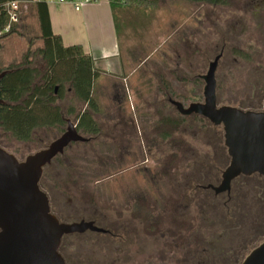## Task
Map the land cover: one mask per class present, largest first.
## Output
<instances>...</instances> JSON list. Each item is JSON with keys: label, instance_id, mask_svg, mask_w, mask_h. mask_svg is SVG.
I'll return each instance as SVG.
<instances>
[{"label": "rangeland", "instance_id": "1", "mask_svg": "<svg viewBox=\"0 0 264 264\" xmlns=\"http://www.w3.org/2000/svg\"><path fill=\"white\" fill-rule=\"evenodd\" d=\"M224 1V5H212L155 0V8L148 12L139 16L129 13L127 24L134 32L129 30L128 40L124 36L126 21L118 17L121 62L128 64L131 72L127 81L144 82V88H130L121 79L97 78L93 89L96 87L100 112L93 118L98 135H82L89 141L70 144L45 168L39 181L51 211L64 222L96 215L105 220L103 227L113 231L117 226L113 219H121L120 226L134 212L153 220L160 217V230L142 227L140 240L128 245V260L120 264L151 263L149 253H138L135 243L155 245L154 263L161 259L160 264H183L178 246L194 228L190 222L193 209L185 208L183 196L196 186L218 184L227 166L223 169L227 155L222 128L198 120L202 117L180 115L167 98L184 107L203 102L205 84L201 77L221 53L214 75L217 105L246 111L260 101L264 0ZM34 11L30 6L22 10L16 32L0 40V68L19 64L25 54L42 46ZM137 38L141 44L138 52L134 50ZM127 46L133 51L131 58H124ZM70 102L77 108L71 95L58 104L65 112ZM78 108L84 110L85 106ZM66 120L76 126L74 116H66ZM63 129L65 132L66 125ZM60 136L56 129L45 128L34 131L28 142L2 138L1 144L23 161ZM260 178L250 183L264 196V178ZM177 211L185 218L176 217ZM178 236L181 238L176 239ZM153 237L156 242L151 241ZM96 241L88 234L68 236L63 240V251L70 260L81 256L91 259ZM115 248L121 249L119 244Z\"/></svg>", "mask_w": 264, "mask_h": 264}, {"label": "trees", "instance_id": "2", "mask_svg": "<svg viewBox=\"0 0 264 264\" xmlns=\"http://www.w3.org/2000/svg\"><path fill=\"white\" fill-rule=\"evenodd\" d=\"M11 1L28 3L33 0H0V40L17 29V24H11L9 31L3 33L9 22L3 5ZM182 1L225 4L224 0ZM109 2L132 9L155 8V0ZM33 7L42 46L25 54L19 64L0 68V73L8 71L0 80V100L3 102L0 105V148L5 151L2 138L25 143L30 141L34 131L45 128L56 129L62 134L66 116H74L76 130L81 136L94 137L99 133L93 118L100 112V107L93 90L98 75L92 58L79 46L63 47L60 37L51 31L44 1L33 2ZM233 52L244 56L240 51ZM259 92V103L246 111L262 110L264 85H260ZM69 95L76 101L77 108L70 102L64 112L58 101L66 100ZM78 105H84L85 109L81 110ZM225 160L223 169L229 159L225 156ZM254 180L261 181V178L257 175L239 177L232 182L229 195H215L211 190L202 189L201 185L184 195L185 208L193 209L190 222L194 228L178 246V252L183 253V264H241L246 255L264 241V196L251 187L250 182ZM39 188L42 191L40 184ZM175 216L185 218L178 211Z\"/></svg>", "mask_w": 264, "mask_h": 264}, {"label": "water", "instance_id": "3", "mask_svg": "<svg viewBox=\"0 0 264 264\" xmlns=\"http://www.w3.org/2000/svg\"><path fill=\"white\" fill-rule=\"evenodd\" d=\"M220 57L221 54L214 58L201 77L205 84L203 102L186 108L176 101L169 102L182 116L194 114L222 128L229 163L221 173L220 184L206 187L215 195L229 193L231 182L239 176L264 178V105L260 111L217 105L214 75ZM7 73L2 71L0 80ZM65 122L66 130L59 138L23 161L0 148V264H64L58 253L64 235L87 230L103 232L91 222H59L39 188L44 167L70 144L89 141L70 120ZM241 264H264V241Z\"/></svg>", "mask_w": 264, "mask_h": 264}, {"label": "crops", "instance_id": "4", "mask_svg": "<svg viewBox=\"0 0 264 264\" xmlns=\"http://www.w3.org/2000/svg\"><path fill=\"white\" fill-rule=\"evenodd\" d=\"M38 1L45 2L51 31L54 35L60 37L63 47L79 46L86 56L92 58L98 80L99 78H112L113 82L121 79L123 83H126L125 85L129 84L130 88H144V82L127 81L131 72H129L128 64L121 62L123 47L120 45V33L118 32L116 20L120 17L122 22L126 21L124 23L126 26L124 36L126 34V40H128L130 32L133 31L129 27L130 25L127 24L129 13L134 14L133 16H139L144 12H148V10L134 8L132 10V8H127L126 5L114 6L110 4L109 0H94L77 7L69 3L60 4L58 0H33L28 3H20L18 19L22 20V10L29 6L34 10L33 2ZM114 8L117 9L114 11ZM34 12L33 14L36 17ZM137 31H140V28H137ZM136 36H139V34L136 33ZM139 39H136L138 45L134 48L137 52L141 48ZM132 52L130 47L127 46V54L124 58H131ZM97 78L94 85L98 81ZM113 88L115 89V87ZM93 90L95 91L96 87Z\"/></svg>", "mask_w": 264, "mask_h": 264}, {"label": "flooded vegetation", "instance_id": "5", "mask_svg": "<svg viewBox=\"0 0 264 264\" xmlns=\"http://www.w3.org/2000/svg\"><path fill=\"white\" fill-rule=\"evenodd\" d=\"M167 100H168V102H170L171 99L167 98ZM190 116H195V115L192 114ZM185 117H189V116H185ZM198 117H200V116H198ZM203 120H206V119L203 118ZM226 155H227V152H226ZM55 158L50 162V164H48L46 167H44L43 173H44L45 168L49 167L53 163ZM227 158L229 159L228 156H227ZM228 163H229V160H228ZM43 173H42V175H43ZM252 176H254V175H252ZM252 176H249V177L239 176V177L250 178ZM238 178H236V179H238ZM236 179H234V180H236ZM220 181H221V179H220ZM220 181H219L218 184L212 185V186H218L220 184ZM232 182H231V184H232ZM208 185H210V184H208ZM207 186H203L201 188L204 189V190H210V189H206ZM42 191H43V189H42ZM230 191H231V185H230ZM230 191H229V193H223V194L229 195ZM218 195H220V194H218ZM48 202H49V200H48ZM139 211H141V210H139ZM50 212L61 223L70 224V223H79L81 221L91 222L96 228H98V229L103 231V232H93V231L87 230L84 233H74V234L64 235L62 237V239H61V242H60V245H59V248H58V253L61 255V257H62V259L64 261V264H115L116 261L118 262V264L123 263L124 260L125 261L128 260V258H127L129 256L128 245L130 243L132 244L134 242V240L135 241H137V240L139 241L140 240V236H141L140 232H142V231H140L141 228L143 227L146 230L147 226H148V228L150 230H152V228L154 227L155 231H157V229L160 230V223H161L160 217L158 219H156V220H153L151 216L146 217V216L141 215L139 212H137V213L134 212V213H132L130 220L127 223L126 222L124 223L122 221L121 222L122 225H120V226H119L118 222H120L121 219H119V218L113 219L112 220V224L113 225L116 224L117 226L115 228L116 230L113 229V231H111V229H108V228L102 226V223H104L105 220L103 218H100V217L96 216V215L93 218H91V219H80V220H75V221H71V222H64L61 219H59V217H57L51 211V209H50ZM123 224H125V225H123ZM119 227H123L121 229V231H123V233H121L120 230H117ZM118 231H120V232H118ZM85 234H88L90 237H92L93 239L97 240L96 243L94 244L95 253L94 254L92 253V255H93L92 258L91 259L87 258V257L83 258L81 256L80 259H77L76 257L75 258H71V260L68 259V257L65 255V252L63 251V240L66 237H68V236H81V237H83V235H85ZM158 239H161V236ZM102 240H105V241H104V243L100 244V242ZM115 241H116V243H115ZM151 241L156 242L157 238L153 237V238H151ZM115 244H119L121 249L117 250L115 248ZM141 244L142 243H138V244L135 243L133 245L134 248L136 249V251L138 253L143 254V255H147V253H149L150 261H151L150 264H160L161 259H160V261L158 263H156V262L154 263L152 261L153 260L152 259V257H153L152 255L154 253L153 251H155V245H153V244L146 245L145 244V245L141 246ZM115 254H118V255L123 254V255H122V257L120 259L119 258L115 259V257H114Z\"/></svg>", "mask_w": 264, "mask_h": 264}, {"label": "built area", "instance_id": "6", "mask_svg": "<svg viewBox=\"0 0 264 264\" xmlns=\"http://www.w3.org/2000/svg\"><path fill=\"white\" fill-rule=\"evenodd\" d=\"M93 1L94 0H58L60 4L69 3L76 7ZM19 6L20 3L17 1H11L3 5V9L6 11L9 20L8 25L3 30V33H7L9 31L11 24H16L18 22Z\"/></svg>", "mask_w": 264, "mask_h": 264}]
</instances>
